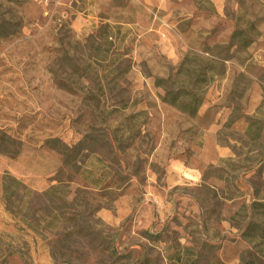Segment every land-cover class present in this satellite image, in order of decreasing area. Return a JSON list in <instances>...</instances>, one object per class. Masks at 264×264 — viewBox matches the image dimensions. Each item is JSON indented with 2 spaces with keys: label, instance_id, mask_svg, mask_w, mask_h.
Segmentation results:
<instances>
[{
  "label": "rangeland",
  "instance_id": "rangeland-1",
  "mask_svg": "<svg viewBox=\"0 0 264 264\" xmlns=\"http://www.w3.org/2000/svg\"><path fill=\"white\" fill-rule=\"evenodd\" d=\"M186 57L214 68L194 118L154 86ZM0 133V264H177L203 245L259 261L241 233L264 225V0H0Z\"/></svg>",
  "mask_w": 264,
  "mask_h": 264
},
{
  "label": "trees",
  "instance_id": "trees-1",
  "mask_svg": "<svg viewBox=\"0 0 264 264\" xmlns=\"http://www.w3.org/2000/svg\"><path fill=\"white\" fill-rule=\"evenodd\" d=\"M13 5L19 6L27 3L28 0H2ZM206 3L210 6L209 2ZM259 36L252 22H246L244 29L235 30L230 40L239 48L246 49L252 45L255 39ZM214 68L205 63L202 65H195L193 61L187 57L180 63L175 78L170 79H156L154 86L161 88L163 95L159 97L163 104H166L183 115L189 118L196 117L200 107L204 102L205 90L211 84L213 78L212 73ZM6 141V136L0 133V146ZM2 189L5 193L7 190L6 180L18 185V182L12 179L9 175H4L2 179ZM9 190V189H8ZM252 212H256L264 217V204L253 203L250 206ZM241 238L248 242H255L257 246L264 247V225L249 221L244 227ZM210 257V258H208ZM169 259L177 264H223L214 259L210 255V248L203 245L198 251L193 248H185L182 254H174ZM264 257L257 261L252 257L250 260H241V264H263Z\"/></svg>",
  "mask_w": 264,
  "mask_h": 264
}]
</instances>
